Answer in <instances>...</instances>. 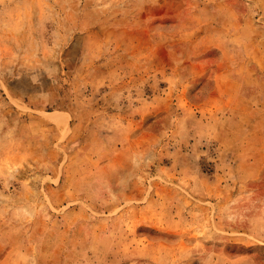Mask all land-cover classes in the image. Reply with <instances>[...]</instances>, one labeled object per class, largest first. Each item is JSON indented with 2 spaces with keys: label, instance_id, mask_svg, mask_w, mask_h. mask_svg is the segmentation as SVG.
Returning <instances> with one entry per match:
<instances>
[{
  "label": "rangeland",
  "instance_id": "374dc122",
  "mask_svg": "<svg viewBox=\"0 0 264 264\" xmlns=\"http://www.w3.org/2000/svg\"><path fill=\"white\" fill-rule=\"evenodd\" d=\"M0 264H264V0H0Z\"/></svg>",
  "mask_w": 264,
  "mask_h": 264
}]
</instances>
